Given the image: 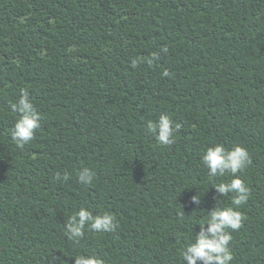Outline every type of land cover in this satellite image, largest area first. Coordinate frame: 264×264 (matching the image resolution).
I'll return each mask as SVG.
<instances>
[{
    "label": "trees",
    "instance_id": "16d2710c",
    "mask_svg": "<svg viewBox=\"0 0 264 264\" xmlns=\"http://www.w3.org/2000/svg\"><path fill=\"white\" fill-rule=\"evenodd\" d=\"M21 89L40 115L22 146ZM162 114L170 145L147 127ZM217 144L249 153L244 205L209 178ZM227 207L243 216L232 264H264V0H0V264H188ZM81 208L118 226L74 243Z\"/></svg>",
    "mask_w": 264,
    "mask_h": 264
},
{
    "label": "clouds",
    "instance_id": "9594fccd",
    "mask_svg": "<svg viewBox=\"0 0 264 264\" xmlns=\"http://www.w3.org/2000/svg\"><path fill=\"white\" fill-rule=\"evenodd\" d=\"M164 51H167V49H164ZM156 55L157 53H153V58ZM133 63L135 66V62ZM148 63H151V59L148 60ZM164 74L168 75L167 72ZM16 107H19V110L25 115L16 120L12 135L16 143L22 146L34 139V130L40 127V115L36 112L33 103L28 99L27 93L23 89H21L18 104H13V108ZM173 125L174 122L167 114H162L158 123L151 120L147 122V127L153 132L159 129L158 140L161 145H170V138H175L180 125ZM202 162L211 169L210 179L212 175L217 174L231 177L229 183L216 184L215 187L223 194L237 193L238 195L232 198V204L241 206L247 203L251 189L238 175L246 164L251 163L249 153L245 147L237 145L231 150H226L223 144L208 147L203 154ZM85 173H88L87 169ZM79 179L83 180L84 175H79ZM88 179L89 181L92 179L91 174H88ZM242 219V213L235 211L232 207L213 211L209 217L201 221V224L207 223L210 225L207 234L202 231L197 236L195 244L189 243L186 248L181 250L180 255L183 261L187 260L188 264H196L197 259H201L205 264H213V262L214 264H232L234 255L229 246L233 238L229 229H239ZM114 221L115 217L111 214L93 216L90 211L81 208L70 216L65 234L68 240L78 244L84 236L86 223L90 222V228L98 230L97 232H106L114 230L118 226V221L113 223ZM57 261L58 258L52 256L49 264H57ZM75 261L76 264H103L102 260L90 255L75 256ZM59 264H63V260H60Z\"/></svg>",
    "mask_w": 264,
    "mask_h": 264
}]
</instances>
